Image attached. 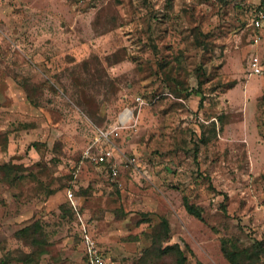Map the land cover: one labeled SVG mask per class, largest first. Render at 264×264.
Masks as SVG:
<instances>
[{"label":"rangeland","instance_id":"374dc122","mask_svg":"<svg viewBox=\"0 0 264 264\" xmlns=\"http://www.w3.org/2000/svg\"><path fill=\"white\" fill-rule=\"evenodd\" d=\"M263 1L0 0V223L39 221L31 264L56 252L58 264L83 263L79 213L114 264H177L164 242H179L187 264H232L222 239L264 242V75L249 68L264 58V25H252ZM140 94L147 103L116 141L119 176L82 162L90 117L111 122ZM87 95L99 118L78 104ZM248 254L242 264H264V248Z\"/></svg>","mask_w":264,"mask_h":264},{"label":"built area","instance_id":"2783aa9c","mask_svg":"<svg viewBox=\"0 0 264 264\" xmlns=\"http://www.w3.org/2000/svg\"><path fill=\"white\" fill-rule=\"evenodd\" d=\"M252 25L257 28L264 25V1L263 5L254 12ZM259 40V36L254 38V42L256 43ZM249 68L254 73L264 75V62L258 55H254L251 58ZM146 103L147 100L142 95H137L134 104L125 106L113 123L106 128H98L96 138L83 151L82 162L90 161L102 165L112 177H118L121 173V151L116 143V137L120 136L123 130L132 128L135 125L137 111ZM133 159L135 160V158ZM68 198L71 199L73 206L76 208L77 204L73 200V191H68ZM80 223L82 226L86 257L85 261L81 264H114L101 253L95 237L90 232L86 221L82 217H80Z\"/></svg>","mask_w":264,"mask_h":264},{"label":"trees","instance_id":"16d2710c","mask_svg":"<svg viewBox=\"0 0 264 264\" xmlns=\"http://www.w3.org/2000/svg\"><path fill=\"white\" fill-rule=\"evenodd\" d=\"M262 5H263V2H262V4L257 5L253 12H255L256 9L261 7ZM253 27L257 28L255 26H253ZM108 59H111V57L108 56ZM106 76H107V79H105V80L110 81L114 85L116 80L113 79L108 73H106ZM140 95H142L146 100L148 99V97L145 94H140ZM159 95H160V93L155 94L151 100L155 99ZM92 100L96 102L95 105L91 104ZM134 102H135V97L132 99L131 103L134 104ZM78 104L81 105L82 110L88 116H92L94 118H99L100 115H98V110H99L100 106H99L97 99L95 97L92 98L88 95L86 97L80 96L78 98ZM116 118H117V116H116ZM116 118L113 119L111 122L99 125L90 117L92 125L95 127V129L108 127L111 123H113L116 120ZM125 131L126 130H123L122 133ZM96 132H97V130H96ZM121 137H122L121 135L116 137V141L121 139ZM95 138H96V136H94V138L91 140V142ZM125 139H126V136H125ZM205 176L207 178H209L208 174H205ZM184 204H185V207L189 213L193 214L194 216H196L200 220H204L202 208H200L195 203L191 202L190 198L188 196L184 197ZM160 225H161V228L163 229V232H164V233H162V237L168 236L169 231H170L169 220L167 218L163 219L161 221ZM40 227L41 226H40L39 221H36V222H33L32 224L25 225L20 230H17L13 235V239L18 240L19 244L22 243L23 245L29 246L30 250H26V249L24 250L22 247L16 246L15 248L9 249L8 251H4L3 255L0 257V264H11L12 261H20L23 264L33 263L34 262V255L36 253H38V250L35 249V245H36V243L38 244L39 242H41V239H39L37 237V234H36L37 232H39ZM184 244L187 248H190L189 243H187L185 240H184ZM253 247L264 248V242L262 240L257 241L256 244L252 245V247H250V248L240 249L239 247H233V248L230 247L228 245L226 239H222V241H221V249H222L225 257L232 264H242L243 257L244 258L248 257L249 256L248 251L252 250ZM160 248H161L162 253H173V254H175L177 264H187L188 258H187L186 251L179 242H172V243H165L164 242ZM258 257H260L259 254H257V258Z\"/></svg>","mask_w":264,"mask_h":264},{"label":"crops","instance_id":"0c3cea01","mask_svg":"<svg viewBox=\"0 0 264 264\" xmlns=\"http://www.w3.org/2000/svg\"><path fill=\"white\" fill-rule=\"evenodd\" d=\"M254 55H258L261 58V60L264 62V58L262 56H260L259 53H254L252 55V57ZM69 200L72 203L71 199H69ZM73 200L77 204L76 208L75 207L74 208L75 209H79L80 204H79L78 201H76L77 200V196L75 194H74ZM79 217H82L83 218V216L80 213H79ZM19 221H20L19 215L18 214H14V216L13 215H10L9 217L3 219V221L0 223V243H1V245L4 246L2 250L8 251L9 249L15 248L18 245L17 244L18 243V240L13 239V235L18 230V228H19L18 227ZM98 248L101 251V253L104 255V252L102 251V249L100 248L99 245H98ZM61 258L62 257H60L59 253H57V252L55 254H52V253L45 254V256L42 259V264H55L56 262H57V264L58 263H63L64 261L62 262L61 261L62 260ZM85 259H86V257H85V244H84V256H83V260L85 261ZM11 264H23V263L22 262H19V261H12Z\"/></svg>","mask_w":264,"mask_h":264}]
</instances>
